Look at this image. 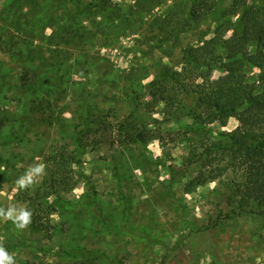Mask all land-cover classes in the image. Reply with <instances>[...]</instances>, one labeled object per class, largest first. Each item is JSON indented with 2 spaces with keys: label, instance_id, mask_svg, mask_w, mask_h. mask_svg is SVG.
<instances>
[{
  "label": "rangeland",
  "instance_id": "374dc122",
  "mask_svg": "<svg viewBox=\"0 0 264 264\" xmlns=\"http://www.w3.org/2000/svg\"><path fill=\"white\" fill-rule=\"evenodd\" d=\"M232 3L0 0V207L32 213L24 230L0 220V243L15 264H264V216L234 197L241 172L189 187L215 168L202 167L205 146L239 135V123L203 127L188 98L170 116L146 107L151 82L164 68L180 71L183 49L212 38ZM203 5L214 7L206 13ZM233 21L238 27L240 16ZM259 74L246 68L250 83ZM128 120L141 138L110 146ZM34 163H44L45 174L18 190ZM60 163L74 187L54 193ZM97 211L134 232L109 229Z\"/></svg>",
  "mask_w": 264,
  "mask_h": 264
},
{
  "label": "trees",
  "instance_id": "16d2710c",
  "mask_svg": "<svg viewBox=\"0 0 264 264\" xmlns=\"http://www.w3.org/2000/svg\"><path fill=\"white\" fill-rule=\"evenodd\" d=\"M203 7L207 13L214 5ZM238 16L240 25L237 27L233 18ZM193 18L198 24L202 15L195 12ZM219 20L212 38L183 49L180 71L164 68L151 82L146 107L153 112L155 108L163 106L164 115L170 116L188 98L194 103V109L189 111L190 116L203 127L214 124L225 127L230 119H235L241 133L227 134L226 142L205 146L209 159L203 161L202 167L212 166L211 162H214L215 168L207 174L199 172L190 181L189 187L197 188L217 181L229 169L241 172V181L233 186L238 207L264 216V0L260 5L251 7H247V0H233ZM247 67L259 70L256 82L247 80ZM215 71L221 74L216 79L213 78ZM133 127L129 120L119 124L118 138L111 140L110 146L136 143L141 137L133 133ZM105 132L112 134L107 126ZM214 151L217 154L210 157ZM60 157L80 164L79 159L66 151H62ZM60 164V177L53 175L50 179V188L54 193L69 191L74 187L73 177L64 171L65 164ZM97 215L113 231L134 232L130 226L121 229L112 227L100 211H97ZM79 254L78 251L70 256Z\"/></svg>",
  "mask_w": 264,
  "mask_h": 264
},
{
  "label": "clouds",
  "instance_id": "9594fccd",
  "mask_svg": "<svg viewBox=\"0 0 264 264\" xmlns=\"http://www.w3.org/2000/svg\"><path fill=\"white\" fill-rule=\"evenodd\" d=\"M44 163H34L30 165L25 174L19 177L15 184L18 190H26L32 187L37 179L45 174ZM32 213L27 210L26 207L15 205L7 207V209L0 207V220L11 221L14 226L19 230H24L31 223ZM2 240V237H0ZM0 264H15V258L13 254H10L2 243H0Z\"/></svg>",
  "mask_w": 264,
  "mask_h": 264
}]
</instances>
